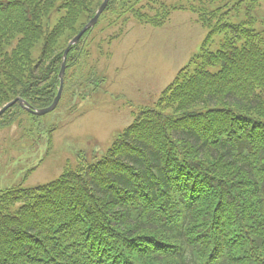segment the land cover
<instances>
[{"label": "trees", "instance_id": "trees-1", "mask_svg": "<svg viewBox=\"0 0 264 264\" xmlns=\"http://www.w3.org/2000/svg\"><path fill=\"white\" fill-rule=\"evenodd\" d=\"M101 3L0 0V108L51 104L63 52ZM263 3L109 0L112 24L162 26L180 9L208 33L102 155L0 190V264H264ZM90 32L69 47L63 93L82 81ZM23 112L14 103L0 129Z\"/></svg>", "mask_w": 264, "mask_h": 264}, {"label": "rangeland", "instance_id": "rangeland-1", "mask_svg": "<svg viewBox=\"0 0 264 264\" xmlns=\"http://www.w3.org/2000/svg\"><path fill=\"white\" fill-rule=\"evenodd\" d=\"M112 22L108 11L90 32L81 57L82 81L61 95L54 110L24 112L19 123L0 129V190L46 184L72 168L78 154L102 155L200 51L208 33L193 13L180 9L162 26L131 17L126 24ZM40 49L41 42L34 57Z\"/></svg>", "mask_w": 264, "mask_h": 264}, {"label": "water", "instance_id": "water-1", "mask_svg": "<svg viewBox=\"0 0 264 264\" xmlns=\"http://www.w3.org/2000/svg\"><path fill=\"white\" fill-rule=\"evenodd\" d=\"M109 0H103L101 5L98 7V9L96 10L94 16L88 21V23L82 28V30L77 34L75 35L70 41H69V46L72 45V44H75L78 42L79 38L81 37V35L89 28H92L97 20H98V17L99 15L102 13V11L105 9L107 3H108ZM69 46L65 49L64 53H63V58H62V62H61V67H60V70H59V73H58V77H59V86H58V89H57V94L55 95L52 103L47 106V107H44V108H31L28 103L20 98V97H17L15 98L14 100L6 103L2 108H0V116L3 114V112L8 108L10 107L13 103H15L16 101H18L20 103V105L25 109L27 110L28 112H31L33 114H36V115H42V114H45L51 110H53L59 99H60V96H61V91H62V87H63V80H64V72H65V68H66V56H67V53L69 51Z\"/></svg>", "mask_w": 264, "mask_h": 264}]
</instances>
